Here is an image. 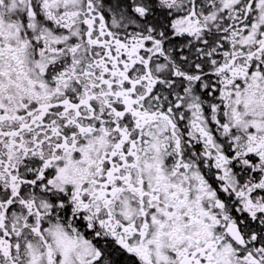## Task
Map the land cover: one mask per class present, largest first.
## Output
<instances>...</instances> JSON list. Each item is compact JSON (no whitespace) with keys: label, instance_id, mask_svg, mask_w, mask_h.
<instances>
[{"label":"snow or ice","instance_id":"snow-or-ice-1","mask_svg":"<svg viewBox=\"0 0 264 264\" xmlns=\"http://www.w3.org/2000/svg\"><path fill=\"white\" fill-rule=\"evenodd\" d=\"M0 264H264V0H0Z\"/></svg>","mask_w":264,"mask_h":264}]
</instances>
